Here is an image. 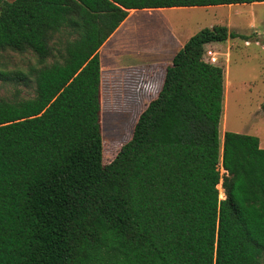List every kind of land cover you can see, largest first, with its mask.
<instances>
[{"label":"trees","instance_id":"1","mask_svg":"<svg viewBox=\"0 0 264 264\" xmlns=\"http://www.w3.org/2000/svg\"><path fill=\"white\" fill-rule=\"evenodd\" d=\"M259 2L0 0V52L38 63L34 96L0 99V264H264V148L220 142L223 69L203 59L233 32L184 42L107 163L98 53L130 9Z\"/></svg>","mask_w":264,"mask_h":264},{"label":"rangeland","instance_id":"2","mask_svg":"<svg viewBox=\"0 0 264 264\" xmlns=\"http://www.w3.org/2000/svg\"><path fill=\"white\" fill-rule=\"evenodd\" d=\"M161 24L173 27L177 39L189 38L214 25H225L233 32L234 36L220 42L222 47L215 52L214 65L222 67L224 79L219 139L221 142L225 131L251 134L261 140L264 148V2L137 10L100 48L103 162L112 160L130 138L139 112L160 88L167 63L150 61L154 57H140L137 51L161 49L164 40L156 36L154 29ZM51 61L53 58L47 59ZM34 67L38 63L29 51H1L0 99L19 101L34 96L30 74ZM18 72L27 78L6 79ZM218 185L219 198H224L221 180Z\"/></svg>","mask_w":264,"mask_h":264},{"label":"crops","instance_id":"3","mask_svg":"<svg viewBox=\"0 0 264 264\" xmlns=\"http://www.w3.org/2000/svg\"><path fill=\"white\" fill-rule=\"evenodd\" d=\"M162 9L163 8L130 9V10H128L127 17L124 19V21H122V23H125L126 21L128 22V20L131 17V15H133L137 10H144L146 12H154V11H159V10H162ZM132 10H134V13H131ZM117 28L114 30V32L117 30ZM155 28H156V33H157L156 36H161V38L164 40L163 46L161 47L160 50H158V49L151 50V49H143V48L142 49H139L137 51L138 52V55L140 57H144V58H147L149 60H150L149 57L152 56L154 58L151 59L150 61H156V62H161V63H167V64H169L170 61H171V59H172V57H173V55L175 54V52L180 47H182V45L184 44V42L188 38H186V39H177L175 37V32L173 31V27H171L168 24H161V25H158V26L154 27V29ZM109 37L105 40V42H107L109 40ZM105 42L103 44H105ZM168 42L171 44L170 47L168 46ZM103 44L100 46V48L103 46ZM221 47H222V44L220 42H210V43H207V44L204 45V50L209 49V50H211L213 52H216L217 51V48H221ZM100 48L98 50V53H99L100 65H101ZM154 48H158V47L156 46ZM224 49L228 50V47L227 46H224ZM229 49H230V47H229ZM169 57H170V60H168V61L165 60V59H167ZM259 147H261V140L260 139H259Z\"/></svg>","mask_w":264,"mask_h":264},{"label":"built area","instance_id":"4","mask_svg":"<svg viewBox=\"0 0 264 264\" xmlns=\"http://www.w3.org/2000/svg\"><path fill=\"white\" fill-rule=\"evenodd\" d=\"M203 59H204V61L214 65L216 62L215 52H213L209 49L204 50Z\"/></svg>","mask_w":264,"mask_h":264},{"label":"bare ground","instance_id":"5","mask_svg":"<svg viewBox=\"0 0 264 264\" xmlns=\"http://www.w3.org/2000/svg\"><path fill=\"white\" fill-rule=\"evenodd\" d=\"M131 13H134V10H132ZM218 187H219V185H218Z\"/></svg>","mask_w":264,"mask_h":264}]
</instances>
